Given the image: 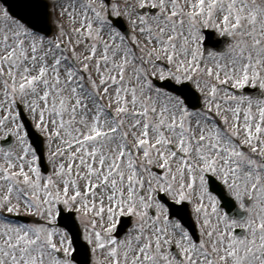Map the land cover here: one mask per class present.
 Listing matches in <instances>:
<instances>
[{
  "label": "snow or ice",
  "instance_id": "1",
  "mask_svg": "<svg viewBox=\"0 0 264 264\" xmlns=\"http://www.w3.org/2000/svg\"><path fill=\"white\" fill-rule=\"evenodd\" d=\"M0 264H264V0H0Z\"/></svg>",
  "mask_w": 264,
  "mask_h": 264
},
{
  "label": "water",
  "instance_id": "2",
  "mask_svg": "<svg viewBox=\"0 0 264 264\" xmlns=\"http://www.w3.org/2000/svg\"><path fill=\"white\" fill-rule=\"evenodd\" d=\"M221 38H219V39H216V40H220ZM250 93L252 92V89H250V91H249ZM35 135H37V134H35ZM127 219H125V221H124V225H126L127 224ZM124 225H121L120 227H121V229H123V228H125L124 227Z\"/></svg>",
  "mask_w": 264,
  "mask_h": 264
},
{
  "label": "rangeland",
  "instance_id": "3",
  "mask_svg": "<svg viewBox=\"0 0 264 264\" xmlns=\"http://www.w3.org/2000/svg\"><path fill=\"white\" fill-rule=\"evenodd\" d=\"M51 169H50V167H49V171H50Z\"/></svg>",
  "mask_w": 264,
  "mask_h": 264
}]
</instances>
